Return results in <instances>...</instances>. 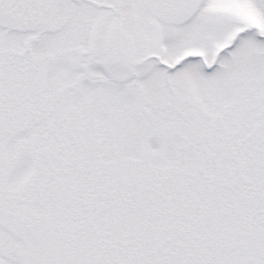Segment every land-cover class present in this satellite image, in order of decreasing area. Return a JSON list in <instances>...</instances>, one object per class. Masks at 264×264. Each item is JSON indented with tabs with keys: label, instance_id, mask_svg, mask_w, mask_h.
Listing matches in <instances>:
<instances>
[{
	"label": "snow or ice",
	"instance_id": "6c2138e0",
	"mask_svg": "<svg viewBox=\"0 0 264 264\" xmlns=\"http://www.w3.org/2000/svg\"><path fill=\"white\" fill-rule=\"evenodd\" d=\"M0 264H264V0H0Z\"/></svg>",
	"mask_w": 264,
	"mask_h": 264
}]
</instances>
